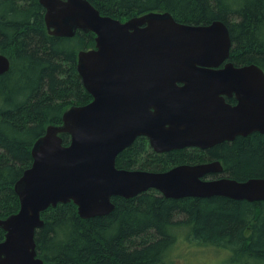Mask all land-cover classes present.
<instances>
[{"label":"water","instance_id":"obj_1","mask_svg":"<svg viewBox=\"0 0 264 264\" xmlns=\"http://www.w3.org/2000/svg\"><path fill=\"white\" fill-rule=\"evenodd\" d=\"M38 2L48 35L94 34V48L76 56L92 101L68 108L61 124L48 125L33 143L31 165L13 185L19 209L0 219V264H43L35 232L44 224L40 214L58 204L72 202L78 216L89 219L109 215L113 197L129 199L150 189L167 199L264 202V178L204 180L223 172L219 161L164 172L115 164L137 137L162 154L264 134V71L229 61L232 42L225 23L184 24L168 12L121 22L100 14L88 0ZM9 68L8 57L0 54V76Z\"/></svg>","mask_w":264,"mask_h":264},{"label":"trees","instance_id":"obj_2","mask_svg":"<svg viewBox=\"0 0 264 264\" xmlns=\"http://www.w3.org/2000/svg\"><path fill=\"white\" fill-rule=\"evenodd\" d=\"M88 1L100 14L121 22L150 12H168L184 24L222 21L232 42L229 61L264 71V0ZM94 37L91 32L50 36L38 0H0V54L10 61L0 76V219L19 209L13 185L31 165L36 139L48 125H60L68 108L92 100L76 70V56L94 47ZM62 138L68 144L69 137ZM213 159L230 179L264 178V134L237 136L207 150L163 154L140 137L119 153L115 164L164 172ZM111 200L115 207L109 215L89 219H81L72 202L43 211L44 224L35 232L37 257L43 264H172L170 251L183 238L231 250L232 264H264V202L218 196L167 199L155 190ZM3 237L0 229V241Z\"/></svg>","mask_w":264,"mask_h":264},{"label":"rangeland","instance_id":"obj_3","mask_svg":"<svg viewBox=\"0 0 264 264\" xmlns=\"http://www.w3.org/2000/svg\"><path fill=\"white\" fill-rule=\"evenodd\" d=\"M178 239L170 251L169 259L172 264H232L230 257L234 254L227 248L198 245L183 241V238ZM249 264H256V262L252 260Z\"/></svg>","mask_w":264,"mask_h":264},{"label":"flooded vegetation","instance_id":"obj_4","mask_svg":"<svg viewBox=\"0 0 264 264\" xmlns=\"http://www.w3.org/2000/svg\"><path fill=\"white\" fill-rule=\"evenodd\" d=\"M137 138H140V137H137ZM136 138V139H137ZM143 138H145V137H143ZM135 139V140H136ZM146 139V138H145ZM134 140V141H135ZM147 140V139H146ZM147 142H148V140H147ZM148 145H149V143H148ZM189 149H191V148H189ZM198 149V148H197ZM209 149V148H208ZM200 150H202V149H200ZM205 150H207V149H205ZM154 152V151H153ZM156 153V152H155ZM157 154H159V153H157ZM163 154V153H162ZM32 159V158H31ZM213 161H219V160H216V159H213V160H210V161H208V162H204V163H209V162H213ZM220 162V161H219ZM199 164H203V163H199ZM194 165H196V164H194ZM171 169V168H170ZM224 171V170H223ZM219 178H228L226 175H224V173L222 172V173H216V174H210V175H207V176H205L203 179L204 180H215V179H219ZM160 194V193H159ZM162 196V195H161Z\"/></svg>","mask_w":264,"mask_h":264},{"label":"bare ground","instance_id":"obj_5","mask_svg":"<svg viewBox=\"0 0 264 264\" xmlns=\"http://www.w3.org/2000/svg\"><path fill=\"white\" fill-rule=\"evenodd\" d=\"M204 244V243H203Z\"/></svg>","mask_w":264,"mask_h":264}]
</instances>
